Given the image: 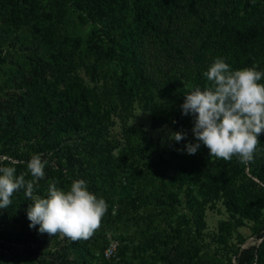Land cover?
I'll return each mask as SVG.
<instances>
[{
	"label": "trees",
	"instance_id": "trees-1",
	"mask_svg": "<svg viewBox=\"0 0 264 264\" xmlns=\"http://www.w3.org/2000/svg\"><path fill=\"white\" fill-rule=\"evenodd\" d=\"M218 57L264 71V0H0V163L27 181L41 154L34 195L84 179L108 205L89 239L50 240L21 189L0 209V264H264V131L247 164L184 150L185 93ZM137 109L186 137L162 145L130 125ZM216 201L227 216L209 234Z\"/></svg>",
	"mask_w": 264,
	"mask_h": 264
},
{
	"label": "clouds",
	"instance_id": "clouds-1",
	"mask_svg": "<svg viewBox=\"0 0 264 264\" xmlns=\"http://www.w3.org/2000/svg\"><path fill=\"white\" fill-rule=\"evenodd\" d=\"M208 85L185 93L182 114L194 120L195 143L185 145L188 154H195L203 144L209 155L224 161L235 156L240 163L253 160L264 131V71L257 66L233 70L223 58H216L203 73ZM187 133H170L177 142ZM48 160L33 154L27 161L32 179L16 174L14 166L0 163V209L8 208L14 193L24 190L32 203L27 208L29 227L49 236L60 234L72 240L89 239L101 226L108 205L104 198L88 189L84 179L73 180L70 188H58L50 183L45 196L34 195L38 182L45 178Z\"/></svg>",
	"mask_w": 264,
	"mask_h": 264
},
{
	"label": "rangeland",
	"instance_id": "rangeland-1",
	"mask_svg": "<svg viewBox=\"0 0 264 264\" xmlns=\"http://www.w3.org/2000/svg\"><path fill=\"white\" fill-rule=\"evenodd\" d=\"M130 125L143 127L152 135V137L155 138V140H157V141L159 140L162 145L170 144L172 141L170 139V133L175 132L171 127H167V126H161L159 128L153 129L152 125H151V119H150L149 114L140 110V109H137L135 111L134 117L130 120ZM226 216H227V214L224 210V207L221 205L220 202H217L213 209L206 208V211H205V232H207L209 234L216 232L219 220L225 219ZM114 232H116V231H114ZM237 235L239 237H243L245 239V242L243 243V245H248L250 243H253V241H254V236H252V232L247 225L239 227L237 229ZM138 236H139V234H137L136 238H138ZM58 238H61V235H59ZM49 239L50 240L53 239V236H50ZM211 248H213V247H211ZM129 256H130V253H129ZM141 263L147 264V262L144 259H142Z\"/></svg>",
	"mask_w": 264,
	"mask_h": 264
},
{
	"label": "built area",
	"instance_id": "built-area-1",
	"mask_svg": "<svg viewBox=\"0 0 264 264\" xmlns=\"http://www.w3.org/2000/svg\"><path fill=\"white\" fill-rule=\"evenodd\" d=\"M117 241L113 238H110V241L108 243V246L103 250L104 256L106 258H110L115 256L116 250H117Z\"/></svg>",
	"mask_w": 264,
	"mask_h": 264
}]
</instances>
